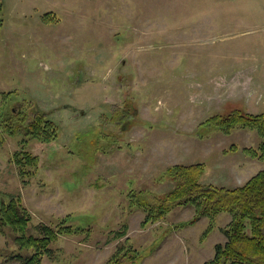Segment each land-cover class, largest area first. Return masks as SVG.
<instances>
[{
  "label": "rangeland",
  "instance_id": "1",
  "mask_svg": "<svg viewBox=\"0 0 264 264\" xmlns=\"http://www.w3.org/2000/svg\"><path fill=\"white\" fill-rule=\"evenodd\" d=\"M38 109L51 141L31 133ZM234 110L264 113V0H0V205L20 202L25 237L72 229L38 264L212 259L230 214L201 240L208 218L173 227L193 208L142 227V206L172 188L170 164H201L203 183L241 186L223 161L247 168L249 158L222 151L255 148L256 131L204 123ZM15 236L0 232V264L35 254Z\"/></svg>",
  "mask_w": 264,
  "mask_h": 264
},
{
  "label": "trees",
  "instance_id": "2",
  "mask_svg": "<svg viewBox=\"0 0 264 264\" xmlns=\"http://www.w3.org/2000/svg\"><path fill=\"white\" fill-rule=\"evenodd\" d=\"M130 106L126 105V108ZM31 112L30 127L33 136H39L42 130L50 138L49 141L56 137L48 115L39 109ZM119 116L121 125L131 120L125 113ZM136 119V117L133 119L134 124ZM204 123L213 125L218 132L225 135L237 128L256 131L260 138L258 146L243 148L241 152L250 158L264 161V113L253 115L234 110L226 115L209 117ZM229 150L236 152L238 148L231 146ZM201 166V164L169 166L166 176L172 182V188L161 198H154L152 203L147 202L142 206L145 217L141 226L145 227L163 218L176 207H189L194 209L193 216L174 225V228L193 226L201 218H208L209 224L201 236V240H204L215 228L216 217L221 213H228L231 220L221 229L227 241L215 245L213 258L204 264H264V169L240 187L225 188L203 183L200 180ZM28 222L29 216L19 201L12 200L8 204L0 205V232L9 228L16 233L14 241L20 249H33L35 252L31 258L25 257L26 264L34 262L38 264V256L45 252L47 245L56 239L57 234H68L72 231L69 227L61 228L58 232L44 227L41 229V233L44 234L41 238L25 237L23 233ZM129 252L137 254L135 250ZM134 256L132 255L131 259Z\"/></svg>",
  "mask_w": 264,
  "mask_h": 264
},
{
  "label": "crops",
  "instance_id": "3",
  "mask_svg": "<svg viewBox=\"0 0 264 264\" xmlns=\"http://www.w3.org/2000/svg\"><path fill=\"white\" fill-rule=\"evenodd\" d=\"M237 129H239V128H237ZM242 130H245V129H242ZM246 130H248V129H246ZM252 131V130H251ZM243 132H245V133H247L248 135L249 134H252V133H249L248 131H243ZM221 134H223V133H221ZM244 134V133H243ZM259 142H260V138H259ZM259 142H258V144H259ZM258 144L256 145V147L258 146ZM163 145V144H162ZM231 146H236V145H231ZM230 146V147H231ZM230 147L229 148H227V149H225V148H223V151H222V153H223V158L225 159L227 156H229L230 154H237V153H241L243 156H245V157H247V158H249V162L246 164L247 165V168H243V166H244V162H243V159H240V160H231V161H228V162H224L223 161V171H225V172H229V173H233V176H235V182L237 183V184H240L241 186L242 185H244L252 176H254V175H256L258 172H260L261 170H263L264 169V161H261V160H258V159H253V158H250V157H248V156H246L245 154H243L242 152H241V149H243V148H254V147H242V148H239V147H237L238 148V150L236 151V152H232V151H230L229 149H230ZM255 147V148H256ZM157 148H158V146H157ZM159 150H161L162 151V149L161 148H158ZM164 150V149H163ZM240 157H241V155H239ZM241 158H243V157H241ZM226 161V160H225ZM256 161H258V163H259V167H257L256 166V164L255 163H257ZM171 165H174V164H170L169 166H171ZM249 165V166H248ZM239 170V171H238ZM251 171H254V172H251ZM250 173V174H249ZM253 173V174H252ZM250 175H251V177H250ZM232 176V175H231ZM246 179V180H245ZM225 181H227V180H223V182L225 183V184H228V182H230V181H228V182H225ZM244 182V184H241V183H243ZM215 185V184H214ZM223 187H225V188H230V187H226V186H223ZM238 187H240V186H238ZM231 188H237V187H231ZM193 216V215H192ZM202 219V218H201ZM176 225V224H175ZM173 227H174V225H173ZM223 228H225V227H223ZM172 229V228H171ZM173 230V229H172ZM173 231H176V229L175 230H173ZM227 241V239H226V237H225V240H224V243Z\"/></svg>",
  "mask_w": 264,
  "mask_h": 264
},
{
  "label": "flooded vegetation",
  "instance_id": "4",
  "mask_svg": "<svg viewBox=\"0 0 264 264\" xmlns=\"http://www.w3.org/2000/svg\"><path fill=\"white\" fill-rule=\"evenodd\" d=\"M126 122H127V121H126ZM126 122H125V123H126Z\"/></svg>",
  "mask_w": 264,
  "mask_h": 264
}]
</instances>
